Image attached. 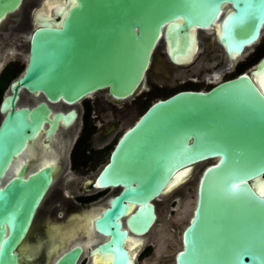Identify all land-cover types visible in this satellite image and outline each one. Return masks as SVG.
Returning a JSON list of instances; mask_svg holds the SVG:
<instances>
[{"label": "water", "instance_id": "95a60500", "mask_svg": "<svg viewBox=\"0 0 264 264\" xmlns=\"http://www.w3.org/2000/svg\"><path fill=\"white\" fill-rule=\"evenodd\" d=\"M20 2L0 0V15ZM57 2L31 33L25 67L0 103V264H18L16 249L52 182L48 166L6 176L8 164L44 121L50 133L59 117L66 123L73 116L57 111L50 118L46 101L15 106L20 87L53 101L103 89L127 98L143 86L164 39L168 57L179 64L199 44V32L217 25L214 38L234 59L264 28V0ZM252 72H264V54ZM199 165L172 264H264V192L258 185L264 182V87L245 71L206 89L180 88L153 99L119 135L95 178L99 187L118 190L92 220L106 238L91 251L110 253L106 264H134L125 240L150 231L155 201ZM82 251L80 243L66 245L49 264H77Z\"/></svg>", "mask_w": 264, "mask_h": 264}, {"label": "flooded vegetation", "instance_id": "af4514ba", "mask_svg": "<svg viewBox=\"0 0 264 264\" xmlns=\"http://www.w3.org/2000/svg\"><path fill=\"white\" fill-rule=\"evenodd\" d=\"M47 3L45 0H21L14 10L5 11L0 15V103L5 95L12 93L11 82L25 67L31 33L36 27L45 24L46 17L53 15V12L43 9ZM202 31L207 32L206 29ZM198 38L200 47V32ZM214 40V47L210 49L205 44L202 50L197 52L196 59L195 55L194 61L192 60L193 65L204 66L201 72L207 75L206 77L215 78V74L220 76L231 72L228 76L220 78L224 79L243 71L252 77L258 75L253 73L252 69L264 53L256 62H253V59L263 45L229 59L220 43L216 38ZM162 43L163 49H156L144 84L136 94L151 91L158 86H169L175 82L177 75L184 76L189 71L181 63L175 64L170 60L166 52V39ZM22 65V71L18 72ZM193 65L189 69H193ZM196 84V80L190 79L182 88H199ZM17 94L15 106L32 107L39 101H46L50 107V118L57 111L64 114L68 111L73 113L66 123L59 117L50 133L47 132L50 124L44 121L35 136L28 139L22 150L10 160L6 169V176L20 171L27 175L48 166L52 177L31 228L16 249L19 255L18 264H49L62 247L76 243L83 247L77 264H106L111 259L110 253L91 251L106 238L95 232L92 220L108 205L110 197L118 188L99 187L95 184V178L110 158V152L118 139L112 144L114 137L120 129L123 132L131 124L127 119L133 115L132 105L124 103L125 98L111 97L107 90L95 91L72 102L63 99L53 101L42 91L35 92L25 87H20ZM2 115L0 111V118ZM180 204L170 203L169 211L162 214L160 222H157L156 207L157 218L153 225L155 227L144 234L145 236L135 235L136 243H140L135 249V254L128 244V238L125 240V246L134 264H167L171 253L178 247L174 232L187 211V207ZM177 209L181 210V213L176 214ZM96 211L99 212L92 213ZM83 228L87 230L83 231ZM69 232H75L74 236L69 238Z\"/></svg>", "mask_w": 264, "mask_h": 264}, {"label": "rangeland", "instance_id": "374dc122", "mask_svg": "<svg viewBox=\"0 0 264 264\" xmlns=\"http://www.w3.org/2000/svg\"><path fill=\"white\" fill-rule=\"evenodd\" d=\"M45 1L46 2H53L54 5L58 3L55 0H45ZM206 31L207 32L202 31V30L200 31V35L202 36V39H201L200 47L198 49L199 51L202 50V48L205 46V44H207L210 49L215 46L214 32H216V30L214 31L213 29H210V30H206ZM208 32L210 34H207ZM203 37H205V38L203 39ZM162 45H163V43L160 42L159 45L157 46L158 51H161L163 49ZM260 45H263V47L259 51V53L254 57L253 62H256L260 58V56L264 53V28L262 30V34L259 37V39L255 43H253L252 45L248 46L245 49L244 53H246L248 50H252L253 48L259 47ZM196 57H197V55L195 56V59H196ZM193 61H194V59H193ZM193 61L190 62L189 64H182L189 71L186 72L184 74V76H182V75L178 76L177 75L175 78V82H173L169 86H162V87L158 86V88L154 87L151 91L139 92L138 94H136L134 96L132 95L130 97L125 98L123 100L124 103L131 104L132 105L131 110L133 111V115L129 119H127L128 123H132L141 114V112L148 106V104L153 99H155L157 97L165 96V95L169 94L170 92H172L178 88L185 87L186 84L190 81V79L196 80V83H197L196 85L199 86V88L206 89L216 80H218L222 77L228 76V74H231V72H226L225 74H221L220 76L218 74H215L214 75L215 78H208V77H206L207 75H204L201 72L202 71L201 69H203L204 66L201 64L199 66H197L195 64L193 65V63H194ZM191 65H193L195 67L193 69H189V67ZM23 66L24 65L21 66V68L19 69L18 72L22 71ZM252 66H250V67H252ZM103 90H105V89H103ZM132 97H135V98H132ZM121 132H122V129H120L118 131V133L116 134V136L114 137V139L112 141V144L118 138V136L120 135ZM201 168H202V165H199L198 167H196L193 170L192 174L188 178H186L185 181H183L180 185H178L173 191H171L166 196L159 197L155 201V204H156V207L158 210L157 222L161 221V217H163L162 214H164L165 211H167V212L169 211L170 203H172V202L181 203L180 206L187 207V211H186V215H185L184 219L182 221H180V224H178L179 225L178 228L174 232L176 241L178 243V247L181 245V244H179V240L181 242V239H180L181 231H182V228L184 227V225L186 224V222L188 220V216L190 214V208L188 209V206L191 207L190 205L192 203L193 197L195 196V187H196L197 177L200 173ZM175 211H176L175 213L177 214L181 210L177 209ZM98 212L99 211L92 212V213H98ZM71 226H74V225H71ZM154 227L155 226H153L152 229ZM63 230L65 231L67 229H63ZM64 231H62L63 234H64ZM176 249L177 248H175V250ZM175 250H174V252L171 253V256H170L171 258L168 260L167 264H171V262L174 260Z\"/></svg>", "mask_w": 264, "mask_h": 264}, {"label": "bare ground", "instance_id": "6f19581e", "mask_svg": "<svg viewBox=\"0 0 264 264\" xmlns=\"http://www.w3.org/2000/svg\"><path fill=\"white\" fill-rule=\"evenodd\" d=\"M55 1H58V0H55ZM46 4V3H45ZM54 5V3L53 2H48L47 3V5H44L43 6V9H45V10H47L48 12H50V10H51V7ZM229 7V4H225V9H227ZM45 12V11H44ZM210 29H213L214 31L215 30H217V25H213L212 27H210V28H207L206 30H210ZM256 42V41H255ZM254 42V43H255ZM253 43H251L250 45H252ZM249 45V46H250ZM199 47H198V45H196V47L194 48V50H193V52H191L190 53V55L187 57V59L185 60V61H183V62H181V64H189L193 59H194V56L196 55V54H198L197 52H199ZM256 78H257V80L259 81V82H261L262 83V85H263V87H264V72H261V73H258V75H256L255 76ZM187 175L188 174H185L183 177H181V180L179 181V183L177 184V186L179 185V184H181V182H183L186 178H187ZM259 185V187L262 189V188H264V182H262V183H259L258 184ZM93 217V216H92ZM91 217V218H92ZM74 234H75V232H69V238L70 237H72V236H74ZM143 236H145V235H143ZM76 237V236H75ZM86 238V237H85ZM135 238H137L136 236H135V234H130L129 236H128V244H129V246H130V248L132 249V251H133V253L135 254L136 252H135V249L138 247V245L140 244L139 242V244L138 243H136V239ZM26 241V240H25ZM27 242V241H26ZM69 242V241H68ZM86 243V242H85ZM22 247V246H21ZM109 259V258H108Z\"/></svg>", "mask_w": 264, "mask_h": 264}, {"label": "snow or ice", "instance_id": "6c2138e0", "mask_svg": "<svg viewBox=\"0 0 264 264\" xmlns=\"http://www.w3.org/2000/svg\"><path fill=\"white\" fill-rule=\"evenodd\" d=\"M262 192H264V188H262Z\"/></svg>", "mask_w": 264, "mask_h": 264}]
</instances>
